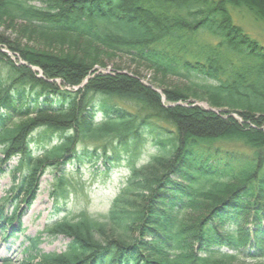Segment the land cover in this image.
I'll return each mask as SVG.
<instances>
[{"label": "trees", "instance_id": "trees-1", "mask_svg": "<svg viewBox=\"0 0 264 264\" xmlns=\"http://www.w3.org/2000/svg\"><path fill=\"white\" fill-rule=\"evenodd\" d=\"M228 5L264 21V0H0V24L23 23L55 50L0 35V46L27 65L0 51L8 68L0 78V145L3 158H19L17 189L30 202L49 173L66 205L63 187L74 171L109 180L126 166L106 214L83 210L52 223L47 232L68 239L65 250L44 254L32 239L21 264L264 260V46L234 24ZM203 35L217 43L195 54ZM110 57L137 70L98 73ZM144 71L187 86L163 90L165 105L142 83ZM221 141H240L251 153ZM14 215L1 207L0 224L11 226Z\"/></svg>", "mask_w": 264, "mask_h": 264}, {"label": "rangeland", "instance_id": "rangeland-1", "mask_svg": "<svg viewBox=\"0 0 264 264\" xmlns=\"http://www.w3.org/2000/svg\"><path fill=\"white\" fill-rule=\"evenodd\" d=\"M228 10L234 24L239 26L251 39L264 46V21L261 17L243 6L235 7L228 5ZM12 26L14 25H9L6 22L0 24V35L9 40L10 43H16L21 47L39 51L54 49V46L48 40L37 37L32 31V33L29 32L25 24L18 22L14 27ZM216 43V40L210 35H203L193 45L194 53H205L208 51V46H214ZM0 51L6 54L15 65H26L19 55L14 54L9 49L0 46ZM126 59L110 57L106 60V69H98V67L95 69L98 70V73L105 74L112 72L116 66L130 68L132 72L137 70ZM32 70L41 74L36 68H32ZM123 72L127 73L126 70ZM7 73V66H5L4 62L0 61V78L5 79ZM142 75L144 77L142 83L153 88L161 96L162 102L165 105L166 100L163 90L184 89L187 86L186 83L176 79L169 78L165 80L161 77L159 79L150 72L144 71ZM155 81H162L164 87L155 86ZM57 83L60 87L62 86L60 81H57ZM63 88L68 89L66 87ZM116 102L125 109L135 110L133 104ZM192 102L206 110L211 109V105L207 102L196 100H192ZM217 111L219 112V110ZM233 117L241 121L238 116L233 115ZM32 119L33 117L23 121H16L13 126L18 127L30 123ZM217 144L227 150L251 153V149L240 141H221ZM33 152L38 153L40 150L34 146ZM148 159L149 153L145 150L140 161L143 162ZM0 160H3L2 162L0 161V208L3 207L5 214L10 216L15 214V220L11 226L0 224V264L23 263L22 261L26 259V250L30 248V240L36 238L40 240L38 250L41 253H61L64 251L69 243L68 239L63 236H51L47 232V228L52 223L64 219L68 214L72 217L83 210L94 218H100L108 212L111 201L126 179V166L122 167L119 172L114 173L109 180H104L98 175L90 174L87 169L81 174L74 171L71 174L72 176L68 178L70 184L63 187L68 192L67 203L65 205L63 201L60 199L58 201L55 195H53V192L56 191L57 183L54 182L53 175L47 173L39 179L35 198L29 202L31 194H28L25 190L17 189L14 182L13 172L19 162V158L13 157L10 160L3 158L2 146L0 145ZM16 206L17 209L15 211ZM3 232L6 234L5 236L2 234ZM235 264H264V260L255 261L237 258Z\"/></svg>", "mask_w": 264, "mask_h": 264}]
</instances>
